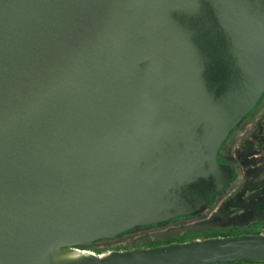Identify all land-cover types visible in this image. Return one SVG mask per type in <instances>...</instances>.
Listing matches in <instances>:
<instances>
[{
	"label": "water",
	"instance_id": "95a60500",
	"mask_svg": "<svg viewBox=\"0 0 264 264\" xmlns=\"http://www.w3.org/2000/svg\"><path fill=\"white\" fill-rule=\"evenodd\" d=\"M264 93V0H0V264L264 261V233L67 249L209 205Z\"/></svg>",
	"mask_w": 264,
	"mask_h": 264
},
{
	"label": "rangeland",
	"instance_id": "374dc122",
	"mask_svg": "<svg viewBox=\"0 0 264 264\" xmlns=\"http://www.w3.org/2000/svg\"><path fill=\"white\" fill-rule=\"evenodd\" d=\"M259 100L219 148L218 160L230 166L232 180L212 195L207 213L184 221L189 223L185 228L176 227L174 219L165 226L138 228L114 239L76 248L81 252L106 254L184 241L194 236L219 237L249 226L250 231L264 233V93Z\"/></svg>",
	"mask_w": 264,
	"mask_h": 264
},
{
	"label": "flooded vegetation",
	"instance_id": "af4514ba",
	"mask_svg": "<svg viewBox=\"0 0 264 264\" xmlns=\"http://www.w3.org/2000/svg\"><path fill=\"white\" fill-rule=\"evenodd\" d=\"M232 173V171H231ZM200 212V213H199ZM208 212V205L205 207V208H202L200 211L196 212V213H193V214H190V215H187V216H179V217H176V218H173L171 220H168V221H165V222H162V223H156V224H151V225H148V226H140V227H136L134 229H138V228H148V227H158V226H165L167 224H169L172 220L174 221V219H176V223H175V226L180 228V227H183L185 228V225H189V223H183L184 221H188L189 219H192L193 217H197V216H200L202 213H207ZM181 228V229H183ZM133 229V230H134ZM130 231V230H129ZM128 232V231H127ZM238 231L236 230H232L231 232L225 234V235H221L219 237H228V236H237L235 234H238L237 233ZM208 238H213V237H207V236H204V237H201V236H194L193 238L191 239H188V240H184V241H180V240H176V241H173V242H177V243H184V242H189V241H193V240H204V239H208ZM172 242V243H173ZM163 246V245H162ZM67 249H70V250H74L76 252H81L83 250H79L78 248L76 247H68Z\"/></svg>",
	"mask_w": 264,
	"mask_h": 264
},
{
	"label": "trees",
	"instance_id": "16d2710c",
	"mask_svg": "<svg viewBox=\"0 0 264 264\" xmlns=\"http://www.w3.org/2000/svg\"><path fill=\"white\" fill-rule=\"evenodd\" d=\"M250 228H251V226H249V227H245V228H243L240 232H237L238 234H235V235H250V234H252V235H257V234H260V233H261L260 231H250ZM132 230H133V229H132ZM132 230H130V231H128V232H124V233H122V234H120V235H117V236L114 237V238H117V237L123 236V235H125V234L131 232ZM114 238H113V239H114ZM172 242H173V241H172ZM93 243H94V242H93ZM93 243H92V244H93ZM169 243H170V242H169ZM169 243H164V244H160V245H156V246L167 245V244H169ZM85 245H86V244H85ZM82 246H84V245H80V246H78V247H82ZM156 246H148V247H144V249L151 248V247H156ZM96 250H98V249H96ZM259 263L264 264V261L254 262V263H246V262H242V261L235 262V264H259Z\"/></svg>",
	"mask_w": 264,
	"mask_h": 264
},
{
	"label": "built area",
	"instance_id": "2783aa9c",
	"mask_svg": "<svg viewBox=\"0 0 264 264\" xmlns=\"http://www.w3.org/2000/svg\"><path fill=\"white\" fill-rule=\"evenodd\" d=\"M83 253H92V254L97 255V256H101V255H103V254H95V253H93V252H83Z\"/></svg>",
	"mask_w": 264,
	"mask_h": 264
}]
</instances>
